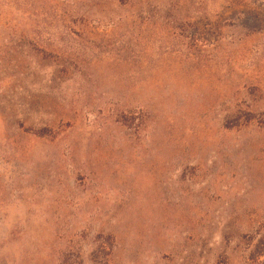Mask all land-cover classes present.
<instances>
[{
  "label": "rangeland",
  "instance_id": "1",
  "mask_svg": "<svg viewBox=\"0 0 264 264\" xmlns=\"http://www.w3.org/2000/svg\"><path fill=\"white\" fill-rule=\"evenodd\" d=\"M0 264H264V0H0Z\"/></svg>",
  "mask_w": 264,
  "mask_h": 264
}]
</instances>
